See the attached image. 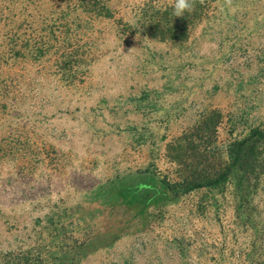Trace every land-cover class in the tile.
I'll list each match as a JSON object with an SVG mask.
<instances>
[{"label":"rangeland","instance_id":"1","mask_svg":"<svg viewBox=\"0 0 264 264\" xmlns=\"http://www.w3.org/2000/svg\"><path fill=\"white\" fill-rule=\"evenodd\" d=\"M173 3L0 0V264H264V0Z\"/></svg>","mask_w":264,"mask_h":264},{"label":"clouds","instance_id":"2","mask_svg":"<svg viewBox=\"0 0 264 264\" xmlns=\"http://www.w3.org/2000/svg\"><path fill=\"white\" fill-rule=\"evenodd\" d=\"M193 6V0H174L173 14L176 17H183L186 12L192 10Z\"/></svg>","mask_w":264,"mask_h":264},{"label":"trees","instance_id":"3","mask_svg":"<svg viewBox=\"0 0 264 264\" xmlns=\"http://www.w3.org/2000/svg\"><path fill=\"white\" fill-rule=\"evenodd\" d=\"M220 179H222L223 178V176H221V177H219Z\"/></svg>","mask_w":264,"mask_h":264}]
</instances>
